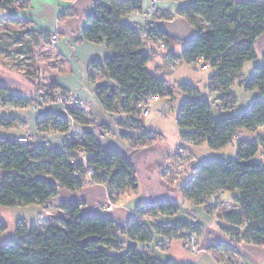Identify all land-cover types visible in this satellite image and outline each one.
Returning <instances> with one entry per match:
<instances>
[{
    "label": "trees",
    "instance_id": "16d2710c",
    "mask_svg": "<svg viewBox=\"0 0 264 264\" xmlns=\"http://www.w3.org/2000/svg\"><path fill=\"white\" fill-rule=\"evenodd\" d=\"M173 1L184 2L177 16L197 31L196 39L189 44L176 41L159 29V23L175 20L166 14L155 22L153 29L140 30L122 24V18L143 13L137 0H97L94 12L86 17L83 39L105 43L110 54L104 62L95 61L90 66L95 83L99 78L114 84L98 85L97 98L106 112L123 115L120 125L128 131L123 138L134 153L149 150L164 140L161 133L144 126L140 110L143 100L151 95L174 98L166 83L148 69L154 56L144 51L147 42L161 41L171 49L181 45V60L187 64L201 62L214 69L209 87L224 96L223 105L229 110L237 102L230 89L239 82L244 66L257 60L256 41L264 35V0ZM27 6V0H0V11ZM240 84L248 92L261 91L262 97L247 111L222 120L214 117L212 104L196 93L194 87H182L189 96L177 114L183 139L195 147L208 144L212 150L224 149L237 141L238 153L235 161H207L194 167L191 178L179 191L193 205L204 207H211L229 193L234 209L222 213L218 227L230 243L221 246L246 244L264 248V163L255 161L262 145L240 140L243 130L257 131L264 127V66L256 67L254 76ZM57 93L69 96L53 84L45 98L57 102ZM34 102L0 86V106L22 109ZM65 109L72 120L83 125L90 123L85 109L69 105ZM8 120H2L1 124L10 127L16 122L13 118ZM70 126V119L53 114H43L37 120V130L42 136L67 134ZM89 171L94 176L88 177ZM89 182L105 185L111 204L139 189L138 171L131 159L119 150L104 149L93 134H85L81 141L67 140L63 150L48 144L35 146L0 139L2 207H44L61 189L75 193ZM82 206L79 202L60 204L65 215L59 223L30 226L20 221L17 239L6 244L2 243V236L8 226L0 220V264H179L171 260L161 262L140 248L149 245L153 238L146 223L178 214L179 204L141 203L126 226L104 215L83 216ZM203 229L202 224L180 221L155 226V232L170 241L185 240ZM122 237L137 245L126 248Z\"/></svg>",
    "mask_w": 264,
    "mask_h": 264
},
{
    "label": "rangeland",
    "instance_id": "374dc122",
    "mask_svg": "<svg viewBox=\"0 0 264 264\" xmlns=\"http://www.w3.org/2000/svg\"><path fill=\"white\" fill-rule=\"evenodd\" d=\"M169 12L170 10L167 13ZM3 13V11H0V15ZM167 13L158 9L154 13L150 5L147 20L150 23L157 22L163 14L167 15ZM149 27L154 26L151 24ZM25 30L26 27L23 24L14 25L10 23L9 18H0V36L4 35V38L0 37V45L6 44L15 51L20 50L10 54L9 52L3 53V62L7 68L9 67L8 69H11L15 78L21 79L15 80L10 74L0 72V82H7L18 93H15V95L27 96V98L34 100L36 106L39 107L40 103L45 100L43 96L45 97V93L51 91L53 84L49 80V75H46L48 67L43 64L40 57L41 53L36 50L35 44L30 41L32 38H30V34L27 33L22 37L15 36V31ZM162 43L164 42H147L144 51L150 52L154 56L148 65L150 73L166 83L174 94V98H160L153 101L148 115L143 116L141 113V119L146 129L161 133L164 140L158 142L151 148L152 150H144L138 153L132 151L128 155L138 171L139 189L136 192L125 194L122 198L126 201L135 199V209L141 202L152 205L163 201H172L181 206V211L174 216L160 217L156 219V224L146 223L153 235L152 242L148 246L155 253L154 256L161 262L165 263L171 260L179 264H214L215 262L217 264H245L240 260L242 254L233 247L246 254L251 253L248 248L241 245L238 247L234 245L232 247L221 246L222 243L214 240L215 235L219 232L220 216L224 211L234 209L233 204L229 201L231 195L225 193L221 201L215 202L211 207H204L193 205L179 191V188L191 178L192 169L199 164L207 161L237 160V141L221 150H212L208 144L195 147L183 139L182 132L177 124V114L182 104L189 98L188 94L182 89L185 85L194 87L196 93L209 100L212 104L213 115L217 120L233 117L247 111L255 101L262 97V93L259 90L248 92L241 86L240 82H247L254 76L256 67L264 66V35L256 41L257 60L244 66L239 82L230 89V93L237 98V102L229 110H226L223 105L224 96L209 87L210 79L215 75L214 69L203 70L204 64L201 62L187 64L180 58L183 46L177 45L171 49ZM26 44H31L32 51L35 50L31 54L34 56L31 59L28 58L27 49L24 47ZM171 53L178 56V58H175ZM10 57L12 58L10 59ZM25 73L30 78L27 84V79L23 77ZM231 103L232 101L228 105H231ZM58 105L60 104L58 103ZM41 112L38 113L41 114ZM8 119L10 121V117ZM2 134L3 132L0 130V138L3 136ZM240 140L243 142H257L262 145L255 161L264 163V127L257 131L243 130L240 134ZM154 172H157L155 180L152 175ZM108 202L106 206L111 204L110 200ZM112 205L114 209V204ZM32 211L34 210L30 207L5 208L0 206V220L8 226L7 231L2 236V243L6 244L17 239L18 224L23 220L21 218H24L22 216L24 214L29 215V212H31V215L34 214ZM106 212H111V210H106ZM178 221L199 223L204 226V229L201 233H193L191 236H187L185 240L174 239L171 241L163 239L155 232L156 225ZM23 222L30 226L33 224L28 221ZM49 222V224L53 223L51 220Z\"/></svg>",
    "mask_w": 264,
    "mask_h": 264
},
{
    "label": "crops",
    "instance_id": "0c3cea01",
    "mask_svg": "<svg viewBox=\"0 0 264 264\" xmlns=\"http://www.w3.org/2000/svg\"><path fill=\"white\" fill-rule=\"evenodd\" d=\"M95 1L97 0H27L28 6L26 8L11 7L2 10L4 13L0 15L1 19L9 18L10 23L14 25H25L26 30L21 32L15 31V36L22 37L27 33L30 34V38L32 37L30 41L35 44L36 50L41 53L40 57L43 64H46L48 67L46 75H49L51 84L57 85L60 92H65L79 103H82V105L70 106L85 109L88 113L90 123L83 125L72 120L62 105H58L55 101H49L43 96L45 100L40 103L41 105L39 107L36 106V102L22 109L13 106H0V130L3 132V136L0 139L18 140L26 138L28 142L35 146L48 144L53 149L63 150L67 140L81 141L85 134H93L99 139L104 149L119 150L127 157L132 153L130 145L123 138V135L128 133V131L125 127L120 126V123L124 120L123 115L106 112L96 95L98 85L107 84L114 86V84L111 81L101 80L99 78H96L97 83L92 80V75H95L90 70L91 64L95 61L104 62L110 55L105 43H90L82 37L83 30L86 26V17L94 12ZM137 1L142 4L143 13H134L122 18V24L140 30L151 29L149 27L151 24L154 26L152 29L155 28V22L150 23L147 20L150 8L149 1ZM160 1L158 10L165 13L170 10L167 15L177 19V11L184 2L180 3L173 0ZM53 36H57L55 43L52 42ZM0 37L4 38V35ZM31 44L24 46L27 49L26 52L30 59L34 57L31 54L35 51H32ZM18 51L20 50L15 51L9 45H0V72L10 74L15 80L21 79L15 78L11 69L6 67L3 62V53L6 54L9 52L10 54ZM23 77L27 79V84L30 78L26 73ZM0 86L6 87L13 94L17 93L7 82H0ZM21 97L29 99L24 95ZM39 111H42L41 114L38 113ZM43 114H53L58 117L70 119V131L67 134H49L42 136L37 130V120ZM8 117L15 119L16 122L10 127H4L1 121L7 120ZM152 175L155 180L157 178V172H154ZM108 200V190L105 185L89 182L81 191L75 193L61 189L58 196L44 207H30L33 208L34 211L32 212L34 214L31 215V212L28 213L29 215L24 214L22 216L24 218H21L23 219L21 221L42 225H49L50 220L53 223H59L65 215L59 206L62 203L69 202L83 204L81 209V215L83 216H108L121 226H126L135 217V199L126 201L121 198L118 202L114 203V209L111 212H106L105 206L109 203ZM149 222L156 224V221L149 220ZM214 240L222 244L230 243L229 239L220 230L215 235ZM122 241L125 243L126 248L137 245L127 237H122ZM241 246L251 251V253L246 254L238 249L242 254V257L239 258L245 264H264V248L260 249L259 247L246 244ZM140 248L146 254L155 255L148 245L140 246ZM214 264L217 263L215 262Z\"/></svg>",
    "mask_w": 264,
    "mask_h": 264
},
{
    "label": "water",
    "instance_id": "95a60500",
    "mask_svg": "<svg viewBox=\"0 0 264 264\" xmlns=\"http://www.w3.org/2000/svg\"><path fill=\"white\" fill-rule=\"evenodd\" d=\"M159 29L164 31L169 37L184 44L193 42L197 37L196 29L184 18L161 22L159 23Z\"/></svg>",
    "mask_w": 264,
    "mask_h": 264
},
{
    "label": "built area",
    "instance_id": "2783aa9c",
    "mask_svg": "<svg viewBox=\"0 0 264 264\" xmlns=\"http://www.w3.org/2000/svg\"><path fill=\"white\" fill-rule=\"evenodd\" d=\"M147 1L150 2V5L152 7V11L155 13L157 11V9H158L157 6L160 4V1L159 0H147ZM56 40H57V36H53L52 37V42L55 43ZM202 69L206 70L208 68H207V66L204 65L202 67ZM57 95H58L57 102L60 105H62L64 108H65L66 105H69V106L70 105H77V104L82 105V103H79L76 99H74V98H72L70 96L63 97V96L60 95V93H57ZM158 99H159V97L151 95V96L146 97L143 100L142 104L140 105V110H141V113H142L143 116H147L148 115L149 110H150V108L153 105V101L158 100ZM18 141L22 142V143H27L28 139H26V138L18 139ZM91 176H94V172L93 171H89V173H88V177H91ZM106 210H111L112 211L113 210V205L109 204L108 206H106Z\"/></svg>",
    "mask_w": 264,
    "mask_h": 264
}]
</instances>
